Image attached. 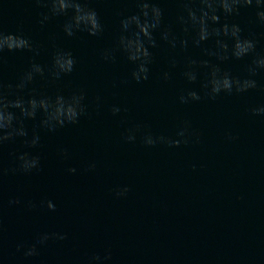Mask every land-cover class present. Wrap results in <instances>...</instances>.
I'll return each mask as SVG.
<instances>
[{
	"label": "clouds",
	"instance_id": "1",
	"mask_svg": "<svg viewBox=\"0 0 264 264\" xmlns=\"http://www.w3.org/2000/svg\"><path fill=\"white\" fill-rule=\"evenodd\" d=\"M49 8V12L43 14L40 23L44 24L53 16L67 15L71 10V15L63 24V32L71 37L77 32L85 31L91 36H97L104 30L102 23L98 17V13L94 8L88 6L86 0H47L45 5ZM136 6L139 12L127 15L120 20V32L116 40V48L126 59L134 65L130 78L137 83L147 81L149 79L150 65L153 63V54L150 48H156L157 41L153 36L154 32L160 31V38L167 43L170 48H176L179 44L182 48H187L189 40L182 39L172 31L170 27H164L161 30L163 11L160 6L153 0H137ZM256 8V17L264 23V0H183V13L177 17L181 29L185 35H190L192 43L199 47L202 42L214 38V48L206 49L208 56H214L218 61L224 62L230 58L242 59L250 54L253 55L252 62L248 65L247 78H240L232 75L230 72L223 70L219 64H212L208 60L196 61L191 60L187 66V70L183 73L187 81L196 82L198 73L195 66L199 64L208 69V78L202 83V88L206 90L209 99H216L221 93L232 94L245 93L251 89L258 87L257 81L252 77L259 70H264V54L256 53L257 41L252 38L241 36V27L237 23L220 24V15L223 12L225 17L237 15L241 7ZM220 24L219 27L216 25ZM231 41V47L229 46ZM5 50L20 51L28 50L39 55V50L34 46L33 41L24 35L15 33H5L0 31V53ZM105 60L115 62L116 57L109 52L104 53ZM75 58L70 51L57 50L53 53L51 59L50 74L54 79H60L62 75L73 72L75 66ZM175 67V62H173ZM45 68L36 62H31L29 69L20 78L16 88L19 90L31 84L36 75L43 77ZM163 79H169V72L163 73ZM84 93L72 94L64 96L57 94L55 97L44 94L30 93L29 98L17 95L15 99H9L7 95L0 94V144L11 140L14 137H26L27 131L23 126V120H35L38 113L42 114L39 126L47 129L49 132H55L59 128H63L68 124H77L80 117L85 112L83 101ZM202 97L196 90H188L186 94L179 96V102L187 104L189 102L199 101ZM10 109H18L19 115ZM121 107L113 105L111 112L116 115L121 112ZM253 114L264 115V105L251 109ZM19 124V126H15ZM187 129L182 128L177 135L184 137ZM127 141L134 142L136 136L130 133L126 136ZM40 142V136L33 134L30 140L25 141L29 146L35 148ZM159 142L168 143L170 145H179L180 140H171L163 135L153 136L147 134L144 136V143L148 146L155 145ZM67 155V153H63ZM19 161V170L29 173L40 168L39 155H31L28 152L21 153L17 157ZM95 164L90 165L94 168ZM69 172L75 173V168H70ZM128 191L123 188L118 195H124ZM10 204H19L20 201L10 200ZM34 206V205H29ZM47 208L55 210L56 205L52 200L47 201ZM50 238L64 239L61 233L47 232L41 233L37 239L40 245L45 244ZM23 245H18V250ZM37 254L36 244L27 247L24 255L31 257ZM99 261V257H94ZM2 264V261H0Z\"/></svg>",
	"mask_w": 264,
	"mask_h": 264
},
{
	"label": "water",
	"instance_id": "2",
	"mask_svg": "<svg viewBox=\"0 0 264 264\" xmlns=\"http://www.w3.org/2000/svg\"><path fill=\"white\" fill-rule=\"evenodd\" d=\"M45 5L47 0H41ZM94 8L103 25V32L91 36L85 31L76 34L93 49L118 75H120L149 105H151L173 128H186L184 138L195 147L214 167H216L245 197L264 214V115L253 114L251 109L264 105V70H259L252 78L258 87L245 93H221L216 99H209L202 83L208 78V69L197 64L196 82H189L183 75L191 60H208L232 75L247 78L250 54L242 59L230 58L220 62L208 56L206 49L214 48V38L201 43H192L190 35H185L177 17L183 13V0H153L163 11L161 30L170 27L182 39H188V47L170 48L160 38V31L153 33L156 48L153 54L149 79L137 83L130 78L134 67L116 48L120 32V20L139 12L137 0H86ZM71 15H58L65 23ZM220 15V24L237 23L241 36L257 41L256 53L264 54V23L256 17L255 6L241 7L237 15ZM220 24L216 25L217 27ZM231 41L229 46L231 47ZM115 56V62L104 59V53ZM175 62V67H173ZM169 72V79L163 73ZM188 90H196L202 99L182 104L179 96Z\"/></svg>",
	"mask_w": 264,
	"mask_h": 264
}]
</instances>
